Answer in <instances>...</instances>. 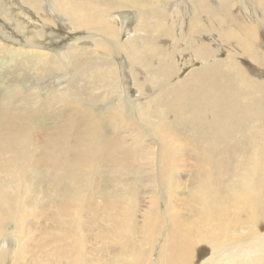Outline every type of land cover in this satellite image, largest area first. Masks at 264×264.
<instances>
[{
    "label": "bare ground",
    "instance_id": "obj_1",
    "mask_svg": "<svg viewBox=\"0 0 264 264\" xmlns=\"http://www.w3.org/2000/svg\"><path fill=\"white\" fill-rule=\"evenodd\" d=\"M21 1L0 0V38L21 44L8 47L13 59L26 54L31 59L23 65L46 72L45 77H72L60 83L59 91L47 88L54 94L46 99L37 87L12 94L33 112L69 107L66 114L80 117L85 131L72 154L45 157L50 165L26 175L20 152L25 155L39 136L26 130L24 116L9 113L14 96L4 97L1 104L9 108L0 107V115L15 121L4 133L0 129V264H264V0H166L168 9L162 0ZM127 9L137 14V23L129 32L134 35L123 40L128 23L118 12ZM178 9L182 27L174 31L166 19L179 15ZM21 10L47 19L31 26L38 29L29 33L32 39L44 38L48 28H64V22L71 31L86 33L70 38L59 59L41 50L43 44L24 41L28 20ZM163 37L177 38V45L184 38L199 68L181 79L173 58L179 48L169 51L161 45ZM86 42L89 48L83 47ZM1 46L7 45L0 41V54ZM222 50L226 56L219 59ZM250 71L258 72V79ZM149 87L173 97L164 120ZM80 95L88 107H110L100 113L101 122L120 124L119 129L126 125L118 129L125 139L107 136L95 110L79 107ZM170 113L177 131L167 121ZM134 115L153 142H145ZM64 140L68 136L54 131L39 146L61 151ZM107 172L114 176L111 191L106 190L109 177L103 181ZM160 203L168 208L164 215ZM9 224L15 225L12 233L5 229ZM33 228L42 234L43 245L30 235ZM10 236H17V248L7 246Z\"/></svg>",
    "mask_w": 264,
    "mask_h": 264
},
{
    "label": "rangeland",
    "instance_id": "obj_2",
    "mask_svg": "<svg viewBox=\"0 0 264 264\" xmlns=\"http://www.w3.org/2000/svg\"><path fill=\"white\" fill-rule=\"evenodd\" d=\"M13 1V4H15V3H19V4H23L22 3V1L21 0H12ZM168 1H171V0H168ZM168 1H166V0H162L161 2H160V4H163V8L165 7V8H167L168 9V7L166 6L167 4H168ZM172 1H177V2H179V0H172ZM171 1V2H172ZM44 2H45V4L46 5H48V1L47 0H44ZM50 5V4H49ZM48 8H49V6H48ZM47 8V9H48ZM158 10H162V9H158ZM21 11H23L22 13H24L23 14V17L26 19V20H28V21H25V23H24V25H26L27 26V30H26V33L24 32V33H22V36H23V38H24V41H35V42H37V43H41V44H43L44 46L42 47V48H40L41 50H45V51H50V52H52L53 54H55L58 58H59V55H58V53H59V51H60V49L62 48V47H64V46H67V45H69L70 43H72V39H70V38H77V37H79V36H82V35H84L86 32L85 31H83V33H82V31H80V30H76V31H71L69 28V25L67 24V23H63L64 24V28H62L60 25H58V26H56L55 27V29L54 28H48V29H46L45 30V35H44V38H41V39H39V38H37V39H32V38H30L31 37V33L32 32H37V28H31V26H37L38 24H39V20H41V21H43L44 23H46L45 22V20H47V19H45V18H42L41 16H40V14L39 15H36L35 16V18L33 17V14H31V12H28V11H26V10H21ZM20 11V12H21ZM180 12H181V9H178V14L179 15H177V16H175L174 18H171V20L170 19H166L167 21L166 22H168V23H171L172 24V26H173V29H174V31H176V30H181V27H182V20H181V15H180ZM1 10H0V16H1ZM13 13V12H12ZM26 14V15H25ZM29 15V16H28ZM118 15H120V18H121V20H124V22L126 21V23H128V24H130L129 26H128V24H126L125 25V27H124V29H125V33H127V35L126 36H124V35H122L123 36V40L125 39L124 37H126V38H131V36H133L134 34V32H131V33H129L130 31H132V30H134V27L133 26H136V20H137V14L133 11V13H132V11L131 10H125V11H120V12H118ZM177 17V18H176ZM24 19V20H25ZM35 19V20H34ZM45 19V20H44ZM176 19V20H175ZM129 21V22H128ZM187 21H189V18L187 19V20H185V28H186V26H187ZM36 22H38V23H36ZM131 22H132V24H131ZM26 23H28V25L26 24ZM175 23V24H174ZM176 23H177V25H176ZM179 23V24H178ZM0 24H1V22H0ZM31 24V25H30ZM47 24V23H46ZM30 25V26H29ZM49 25V24H48ZM132 26V27H131ZM131 28V29H130ZM30 29V30H29ZM56 30V31H55ZM64 30V31H63ZM259 30V29H258ZM63 31V32H62ZM60 32V33H59ZM87 32H88V29H87ZM124 32V31H123ZM180 32V31H179ZM30 33V34H29ZM48 33H51V35L50 34H48ZM59 33V34H58ZM124 33V34H125ZM25 34V35H24ZM56 34V35H55ZM130 34V35H129ZM60 35V36H59ZM76 35H78V36H76ZM28 37V38H27ZM53 38V39H52ZM75 38V39H76ZM163 38H165V37H163ZM168 38H170V39H168ZM30 39H32V40H30ZM47 39V40H46ZM55 39V40H54ZM168 39V40H167ZM177 38H171V37H166L165 39H162L160 42H161V45H163V46H166V47H168V49H169V51H171L172 49H173V46L174 45H176V46H178V50L176 51V54L174 55V59H175V62H176V64H177V67L179 68V70L180 71H178V73H179V77L181 78V79H183L184 77H186L187 75H189V73H191L192 71H194L196 68H199V66L201 65V62L200 61H195L194 60V62H191V60H192V57H191V52H190V49H189V52L187 51L188 50V47H187V44L185 43V41H184V38H180V40L178 41V45H177V40H176ZM264 38H261V40H263ZM3 40V41H2ZM54 40V41H53ZM68 40V41H67ZM170 40V41H169ZM182 40H183V42H182ZM212 40H213V42H214V44L215 45H213V47L215 48L216 47V42L214 41V38H212ZM216 40V39H215ZM0 41L7 47H5L4 49L2 48V46H1V48H2V51H1V54H0V74H1V76H0V107L2 108L3 107V100H5V98H7V97H9L10 95H9V92H10V94L11 95H13L12 94V92L13 93H16V92H18V91H20V92H22V93H30L32 90H34V89H36V87H37V91H36V93L39 95L40 93V97L41 98H44V99H46L45 97H47L46 96V94H50L49 95V97L51 96V95H53L54 94V92L57 90V91H59V89H61V87H60V83L61 82H63L64 81V83H67V81L69 80V78L70 77H72V76H70V77H64V79L63 78H61V81L60 80H58L57 81V79L55 80L54 79V74L53 75H51V76H47V77H49V78H47V77H45L44 75L46 74V72L45 73H39L40 72V70L38 71V72H36V70H35V68H34V66H27V65H23V64H26V61H28V59H31V57H30V55H29V57L30 58H28V55L26 56V54H21L20 56H18L19 57V61H15V59H13V56L11 55V53H10V51H9V48L8 47H10V48H13V43L10 41V40H8L7 38H0ZM170 43H172V44H170ZM211 41V40H210ZM46 42V43H45ZM53 43H55L54 45H53ZM83 43V42H82ZM88 43L89 42H86V44L87 45H85V46H83L84 48H86V46H87V48H89L90 46L88 45ZM91 43H92V40H91ZM181 43H182V45H181ZM53 45V46H52ZM59 45V46H58ZM61 45V46H60ZM21 46V44H18V45H15L14 47H16V48H19ZM49 46V47H48ZM171 47V49H170V47ZM176 46H174V48L176 47ZM179 46H183V47H179ZM83 48V49H84ZM187 48V49H186ZM53 49V50H52ZM6 50H7V52H6ZM52 50V51H51ZM181 52H180V51ZM223 51V52H222ZM220 53H222V55L221 54H219L220 55V57H218L219 59H222L223 57H225L226 56V53H225V51L224 50H222ZM185 52V53H184ZM188 52V53H187ZM4 55H3V54ZM7 53V54H6ZM190 53V54H189ZM224 53V54H223ZM9 54H10V58H9ZM183 54V55H182ZM7 55H8V57H7ZM182 55V56H181ZM189 55V56H188ZM16 56V57H15ZM7 57V58H6ZM14 57L15 58H17V55H14ZM24 57V58H23ZM26 57V58H25ZM183 57V58H182ZM187 57V58H186ZM6 58V59H5ZM182 60H181V59ZM189 58V59H188ZM60 59V58H59ZM3 60V61H2ZM6 62H5V61ZM12 60V61H11ZM22 60V61H21ZM181 62H180V61ZM184 61V62H183ZM4 62V63H3ZM14 62H19V63H14ZM24 62V63H23ZM121 62L123 63V60H121ZM9 63V64H8ZM31 63V62H30ZM180 63V64H179ZM181 63H182V65H181ZM193 63V64H192ZM22 64V65H21ZM199 64V65H198ZM19 66V67H16V66ZM191 65V66H190ZM193 65V66H192ZM10 66H12V67H10ZM65 66H66V68L68 69V72L70 73V70H69V68L67 67V64H66V62H65ZM185 67V68H183V67ZM20 67H22V68H20ZM186 67H187V69H186ZM188 67H191L192 68V70H190L191 68H188ZM25 68V69H24ZM255 68H258L259 69V67L256 65L255 66ZM13 69H15V71L13 70ZM46 71H48V70H46ZM181 71H183V72H181ZM20 72V73H19ZM31 72H32V74H31ZM181 72V73H180ZM251 72V71H250ZM183 73H185V74H183ZM36 74H37V76L38 77H36ZM44 74V75H43ZM15 75V76H14ZM17 75V76H16ZM20 75V76H19ZM34 75V76H33ZM40 75H42V78H40L41 76ZM159 76V75H158ZM258 72H251V75H250V77L252 78V79H258ZM44 77H45V79H44ZM144 76H143V74H141L140 75V79L141 80H143L144 78H143ZM183 77V78H182ZM51 78H52V80H55L54 82L51 80ZM39 79H41V80H39ZM44 79V80H43ZM50 79V80H49ZM68 79V80H67ZM39 81V82H38ZM47 82V83H46ZM51 82V83H50ZM82 82H84V83H82V86H79V87H83L84 85H85V82H86V79L84 78V80L82 81ZM50 83V84H49ZM39 85V86H38ZM43 85V86H42ZM55 85V86H54ZM54 86V87H53ZM66 86V85H65ZM65 86H63L62 88H64ZM33 87H35L34 89H32ZM53 88V90H54V92L53 93H47V90H51V89H47V88ZM121 87V86H120ZM56 90H55V89ZM29 89L31 90L30 92H29ZM149 89H150V94H154V95H156V97H154L152 100H155V99H159L160 100V102L162 101V103H160V102H157L159 105V108H158V110H160V112L157 110V113L159 112V115H160V113H161V117H162V120H164L165 119V117L167 116L166 114H168V112H166L167 110H166V108L167 109H169V111H170V107H171V101L173 100V97L171 98V100H169V98H168V96L169 95H166V94H164L165 92H164V90H162V89H157V87H156V90H154V89H152L151 87H149ZM44 90H46V91H44ZM154 90V91H153ZM16 91V92H15ZM161 91V92H160ZM38 92H40V93H38ZM73 92H75V90H72L71 91V93H73ZM151 92H153V93H151ZM55 94H57V93H55ZM164 94V95H163ZM42 95V96H41ZM135 95H137V94H135ZM14 96V95H13ZM5 97V98H4ZM81 97V98H80ZM103 97H105V95L103 96ZM102 97V98H103ZM109 97H117L118 98V95L117 94H113V96H112V94L109 96ZM138 96H136V98L135 99H138L139 101H140V99L139 98H137ZM71 99V100H70ZM79 99L80 100H82V102L81 103H79L78 105H79V107H82V108H89L88 106H87V104H85V102L83 101L84 99L82 98V96L80 95L79 96ZM162 99H164V100H162ZM168 99V100H167ZM16 100V101H15ZM69 101H70V103H73L74 101H75V99H74V96H70V98H69ZM72 101V102H71ZM13 102H15L16 103V105H15V103L12 105V106H9L10 107V109H9V113L10 114H13V113H17L16 115H19V116H24V121L22 122V123H24V125H25V128H26V130H29V132L30 133H32V134H35V135H37V136H39L37 139V143H35V144H32V145H27L26 146V149H25V155H26V157H25V155H22V153L20 152V156L23 158V166H22V169H24V170H26V175H28V173H32V171H36V167H46L47 165H50L51 164V162H43V160H44V158L46 157V158H52V156H54L55 158H60V159H63V158H66V156L68 155V154H72L73 153V149H74V146H75V142H76V140L77 139H82V137H83V134H84V129H83V126H81V120H80V117H76V119L77 120H72V119H75V117H74V114H72L71 116L68 114L69 113V107L68 108H65L64 110H59V109H55L54 111L52 110H48V109H46V108H40V109H36V110H34L35 112H33V111H31V110H28V109H25L23 106V108L21 107V103H22V97L21 96H14V98H13ZM135 102V104H136V106L138 105V101L136 100V101H134ZM141 102V101H140ZM3 105H2V104ZM167 103H169V108L168 107H166V104ZM81 104H82V106H81ZM142 104H143V102H142ZM20 105V106H19ZM23 105V104H22ZM109 106H111V105H109ZM139 106V105H138ZM144 106V104L142 105V107ZM9 107H7V106H5V107H3L2 109L3 110H5V109H7V108H9ZM19 107L22 109H20L19 110ZM103 107V108H102ZM162 107V108H161ZM0 108V114H2L4 111L2 110ZM91 109H94L95 110V112L97 113V116L99 117L97 120L99 121V122H101V115H102V113H104V110H105V113H106V110H108L110 107H108V106H106V105H104V106H96V108H93V107H90ZM144 108V107H143ZM164 108V109H163ZM21 111V112H20ZM29 111V112H28ZM57 111H60V112H58L57 113ZM30 114V116H28V117H26L25 115L27 114ZM66 112H68L67 114H66ZM131 112L133 113V114H135L134 113V111L133 110H131ZM23 113H25V114H23ZM33 113V115H31ZM37 113V114H36ZM49 113L51 114V115H49ZM55 113V114H54ZM100 113H101V115H100ZM23 114V115H22ZM140 114H141V109H140ZM3 115V114H2ZM2 115H0V129H2V132L3 131H5V130H7V128L9 127V125H11L12 124V122L13 121H15V120H10L11 118H9V119H7L8 120V122H9V124H8V122H6V121H4V118H2L1 116ZM54 115V116H53ZM58 115V116H57ZM60 115H62V116H60ZM65 115V116H64ZM171 115H173L172 113H170L169 114V116L167 117V121L169 122V124H170V126L173 128V130L174 131H177V128L175 127L176 125H175V114L173 115V118H172V116ZM64 116V117H63ZM70 117H72V119L70 118ZM164 117V118H163ZM171 117V118H170ZM68 119V120H66V119ZM134 118H135V121H134V125H136L137 127H138V129L140 130V132L142 133V135L143 136H145L146 137V139H145V142H153V139H155L154 137H152V135L151 134H147V132L145 131V129H144V123L142 122V121H139L138 120V118H136V115H134ZM170 118V119H169ZM156 119V122H158L159 121V119L158 118H155ZM174 119V120H173ZM66 120V121H65ZM71 122H70V121ZM69 122V123H68ZM107 122H105V124H106ZM126 123L128 124V123H132V122H128V121H126ZM7 124H8V126H7ZM104 124V125H105ZM83 125V124H82ZM103 125V122H101V128H102V130L104 129V128H107L106 130L104 129L103 131H105L104 133H106L107 134V136L108 135H110V136H115L116 138H119L120 140L123 138V140L125 139V137L123 136V137H121L120 136V134H121V132H123V133H125L124 132V130H121V132L119 133V131H120V129H123V127L125 128V127H127L126 125L125 126H120V129H119V125L120 124H114L113 122H111L110 121V124H109V122L107 123V125H105L104 126ZM68 126V127H67ZM104 126V127H103ZM129 126V125H128ZM4 128H5V130H4ZM56 128V129H55ZM10 129V128H9ZM118 129H119V131H118ZM10 131H12L11 129H10ZM10 131H8V133L10 134L11 132ZM54 131H56L58 134L60 133L61 135H65V136H68V140H64V142L63 143H60L61 145H62V147H63V149L61 150V151H55L54 150V148L53 147H47L46 145L47 144H45L44 146L43 145H40L39 146V144H40V142H43V140L45 139V140H47V139H49V134L50 133H54ZM4 133V132H3ZM75 133V134H74ZM122 133V134H123ZM177 134H180V132L179 133H177ZM75 136V137H74ZM119 139H117V140H119ZM130 138H128V140H129ZM131 140H129V142H130ZM131 143V142H130ZM36 144H38V145H36ZM123 144V143H122ZM42 146V147H41ZM44 147V148H43ZM49 148V149H48ZM45 150V149H47V150H45V151H43V150ZM31 151V152H30ZM35 151V152H34ZM33 152V153H32ZM43 152V153H42ZM44 152H46V153H44ZM55 152H58V153H55ZM69 152V153H68ZM72 152V153H71ZM30 154H31V156H30ZM36 155L37 156V158L36 159H34L36 156H34V155ZM42 154V155H41ZM29 155V156H28ZM65 155V156H64ZM191 155V154H190ZM33 156H34V158H33ZM40 156V157H39ZM59 156H61V157H59ZM24 157L26 158V159H24ZM43 157V158H42ZM31 158H32V161H31ZM28 160H30V164H27L26 162L28 161ZM35 160H37V161H35ZM97 161H99L98 160V158H97ZM38 162V163H37ZM42 164H44L43 166H42ZM33 166V167H32ZM32 167V168H31ZM34 169V170H33ZM38 170V169H37ZM185 172H186V174H188L189 173V167H187V169H185ZM3 176V175H2ZM93 177H94V180H98V174H94L93 175ZM107 177H109V180H108V187H107V189L106 190H112L114 187H115V183H113V182H115L114 181V176H113V174L112 173H110V172H107V173H105V174H103V178H104V180L103 181H105L106 180V178ZM112 180V181H111ZM109 184H112V186L111 185H109ZM39 188H43V190H45L46 189V186H45V184H40V182H39ZM44 185V186H43ZM109 188V189H108ZM39 197H40V199H42V201H46V197H43V196H41V195H39ZM141 202H143V200L141 201ZM46 202H41V203H39V204H45ZM141 204H143L142 205V209L143 208H145L146 207V203L144 202V203H141ZM160 206L162 207V209H161V215H164L167 211H168V208L165 206V205H163V204H161L160 203ZM88 217V216H87ZM137 217L139 218V219H141L142 218V213L140 212V213H138L137 214ZM89 218V217H88ZM88 218H86V219H88ZM86 219L84 220V221H86ZM90 220H87V222H89ZM143 225H140V227H142ZM5 229H8V232H10V233H12L14 230H15V225L13 224V225H11V224H9ZM4 229V230H5ZM141 229V228H140ZM31 231H34L33 233H35L34 235H33V233H31L30 235L32 236V237H34L33 239L35 240V242H37V241H40L41 242V239H42V234L41 233H39V232H36V230H35V228H33ZM12 238V239H11ZM13 236H10L9 237V239L7 240V246L9 247V245H11V244H13V248H17V243H16V240L15 239H18L17 238V236H16V238L13 240ZM92 239L94 238L93 237V235H92V237H91ZM160 242V241H159ZM160 244L161 243H158V246L157 247H155L154 248V253H155V255H157V251H159V246H160ZM31 245H33V243H31ZM40 245H43V243L41 242L40 243ZM90 246H91V244H90ZM43 247V246H42ZM148 247V246H147ZM33 248H35V246L33 247ZM112 248L113 247H111L110 248V250H112ZM89 249V248H88ZM105 255L107 256V253L105 252ZM157 257V256H156Z\"/></svg>",
    "mask_w": 264,
    "mask_h": 264
}]
</instances>
